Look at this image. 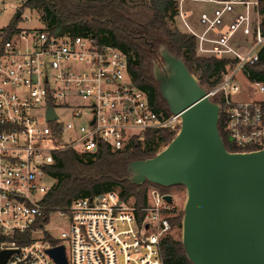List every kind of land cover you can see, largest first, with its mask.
<instances>
[{"label":"built area","instance_id":"2783aa9c","mask_svg":"<svg viewBox=\"0 0 264 264\" xmlns=\"http://www.w3.org/2000/svg\"><path fill=\"white\" fill-rule=\"evenodd\" d=\"M10 1L0 0V16L14 10L10 21L0 25V255L9 251L4 264H57L48 252L57 246L64 247L67 264H163L160 243L173 233L172 193L151 185L146 202L139 204L134 196L110 191L76 198L48 214L43 200L55 183L49 169L56 153H95L100 143L121 151L149 130L177 133L180 116L150 104L147 92L133 85L127 56L117 47L91 35L52 36L38 17V26H32L31 12ZM182 1L178 15L197 37V54L236 60L208 90L219 101L234 146L230 151L263 148L264 101L232 100L240 90L238 72L251 79L247 65L259 60L264 46L258 0H220L225 7H245L223 40L190 29ZM202 18L210 29L214 21L206 14ZM239 27L252 36L246 50L229 43ZM205 42L216 46L208 48ZM254 84L264 92V83ZM50 108L55 118H48ZM168 194L172 202L165 199Z\"/></svg>","mask_w":264,"mask_h":264},{"label":"trees","instance_id":"16d2710c","mask_svg":"<svg viewBox=\"0 0 264 264\" xmlns=\"http://www.w3.org/2000/svg\"><path fill=\"white\" fill-rule=\"evenodd\" d=\"M145 1L144 5H130L128 0H25L21 7L36 12L40 23L52 36L91 35L95 41L117 47L127 56L133 85L147 92L155 109L168 115L171 112L152 74L153 61L164 41L207 90L221 81L227 65L235 64L236 60L197 54V37L175 25L178 0ZM258 2L264 34V0ZM247 68L251 80L264 83V46L259 51V60ZM218 128L226 148L234 150L224 130L222 114ZM175 135L176 132L169 129L149 130L143 139L133 140L121 151H113L108 144L100 143L95 153H79L73 149L56 153L49 169L55 183L43 200L46 213L63 209L76 198L110 191H118L123 198L134 196L137 203L144 204L151 185L169 193L173 187L184 188L183 185L164 187L148 181L135 185L128 180L129 163L154 156ZM182 218L183 212L174 213L170 219L173 231L181 227ZM160 254L163 264H193L186 256L181 239L173 233L162 238Z\"/></svg>","mask_w":264,"mask_h":264},{"label":"water","instance_id":"95a60500","mask_svg":"<svg viewBox=\"0 0 264 264\" xmlns=\"http://www.w3.org/2000/svg\"><path fill=\"white\" fill-rule=\"evenodd\" d=\"M152 74L181 124L154 156L129 163L128 180L184 186L181 242L193 264H264V147L249 152L226 148L218 128L219 104L166 41ZM48 118H55L51 108ZM165 199L172 202L173 197ZM48 252L57 264H67L63 246ZM8 254L1 253L0 264Z\"/></svg>","mask_w":264,"mask_h":264},{"label":"crops","instance_id":"0c3cea01","mask_svg":"<svg viewBox=\"0 0 264 264\" xmlns=\"http://www.w3.org/2000/svg\"><path fill=\"white\" fill-rule=\"evenodd\" d=\"M181 5L189 28L198 34L205 33V37L211 40L225 39L245 14L243 5L230 4L225 7L220 0H183ZM202 14H206L211 21H214L210 29H207L209 24L202 18ZM175 25L179 30L189 32L178 14L175 17ZM251 42L252 36L244 34L242 27L236 29L229 38V43L233 47L242 50L248 49ZM205 46L211 48L216 44L205 42Z\"/></svg>","mask_w":264,"mask_h":264},{"label":"rangeland","instance_id":"374dc122","mask_svg":"<svg viewBox=\"0 0 264 264\" xmlns=\"http://www.w3.org/2000/svg\"><path fill=\"white\" fill-rule=\"evenodd\" d=\"M25 0H11L10 4H15L17 6H21ZM130 5L135 4H145V0H128ZM14 10L8 9L3 15L0 16V25L6 24L10 21L13 17ZM25 13L29 14V11L25 9ZM30 17L32 18V26H38V21L36 18L38 14L36 12H31ZM262 18V16H261ZM237 80L240 83V90L232 96V100L234 101H247V102H255V101H264V92L259 90V87L254 84V81L249 79L244 73L238 72ZM162 147L161 149H163ZM160 149V150H161ZM53 181V179H51ZM170 192L174 196V213L179 214L183 212V206L186 199V192L185 188L182 187H173ZM56 227L61 226L60 228H65V223H57L55 224ZM55 233L57 230L54 231ZM173 234L176 238L181 239L182 228H177L173 231Z\"/></svg>","mask_w":264,"mask_h":264}]
</instances>
